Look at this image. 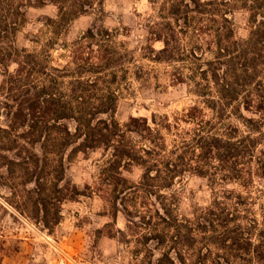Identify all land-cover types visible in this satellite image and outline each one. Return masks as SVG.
I'll return each mask as SVG.
<instances>
[{"label":"trees","instance_id":"trees-1","mask_svg":"<svg viewBox=\"0 0 264 264\" xmlns=\"http://www.w3.org/2000/svg\"><path fill=\"white\" fill-rule=\"evenodd\" d=\"M104 1L0 0V158L33 184L25 203L55 227L64 201L83 194L64 184L67 162L100 150L84 194L99 195L114 220L124 214L118 233L138 264H264V0H150L139 48L102 20L63 39L77 18L102 14ZM49 5L50 36L20 47L29 10ZM237 12L247 13L246 37ZM144 61L169 66L194 99L122 122L124 92L152 75ZM133 166L137 181L123 174ZM187 174L212 190L191 217L175 188Z\"/></svg>","mask_w":264,"mask_h":264},{"label":"rangeland","instance_id":"rangeland-1","mask_svg":"<svg viewBox=\"0 0 264 264\" xmlns=\"http://www.w3.org/2000/svg\"><path fill=\"white\" fill-rule=\"evenodd\" d=\"M153 13L150 0H105L104 12H94L74 20L63 39L72 41L96 20L105 26L119 29L121 40H127L131 48H139L146 34V18ZM56 8L45 6L31 8L28 23L19 33L20 47H41V36H50L46 28L47 18L55 17ZM238 35H248L247 13L235 14ZM126 34V35H125ZM38 44L32 40L39 38ZM160 48L161 43H156ZM60 51H53L57 55ZM152 70L145 81H134L131 90L125 91L119 102L117 117L122 121L131 115L148 116L155 113H173L189 106L194 96L186 86L176 85L170 76V67L144 61ZM16 65H12L13 71ZM157 74V77L154 75ZM3 76L0 74V85ZM1 97V96H0ZM102 152L80 153L67 162L64 184H74L83 194L62 204L61 222L52 229L41 222L34 205L25 203V189L33 184L21 171H11V165L0 158V264H138L133 254V244L121 241L118 229L126 228L122 212L117 220L111 216L107 203L97 194H84L86 185H93L98 178ZM124 176L137 181L141 169L133 166L123 170ZM175 188L180 192V213L191 217L193 211L207 206L212 190L206 178L187 174ZM264 203V193L261 195ZM53 212V211H52ZM52 213L50 219L54 221Z\"/></svg>","mask_w":264,"mask_h":264}]
</instances>
